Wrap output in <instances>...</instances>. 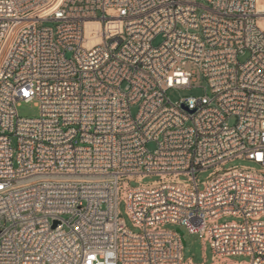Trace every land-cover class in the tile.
I'll return each instance as SVG.
<instances>
[{"label": "built area", "instance_id": "1", "mask_svg": "<svg viewBox=\"0 0 264 264\" xmlns=\"http://www.w3.org/2000/svg\"><path fill=\"white\" fill-rule=\"evenodd\" d=\"M263 218L264 0H0V264H264Z\"/></svg>", "mask_w": 264, "mask_h": 264}, {"label": "rangeland", "instance_id": "2", "mask_svg": "<svg viewBox=\"0 0 264 264\" xmlns=\"http://www.w3.org/2000/svg\"><path fill=\"white\" fill-rule=\"evenodd\" d=\"M199 4H202L205 6L204 3L201 1L198 2ZM201 11H198V15H200ZM100 14H98V17ZM44 27H49V28H54L55 23L51 22H46L43 24ZM161 43V37H157L152 45L157 46ZM248 55L245 54L244 56H240L238 60L240 62H244L247 59ZM185 70L188 72L192 73V83L191 87L192 88H172L169 89L166 92V97L171 103H175L179 101L182 98H188V97H200L204 95V89H206V93L209 94V90L207 87L206 80L201 76L199 73L198 69L195 66L192 65H186ZM139 109V104L131 106L130 111L131 115L135 117L138 113ZM18 115L21 118H34L38 116V109L35 106L34 103H27V104H21L18 109H17ZM226 124L229 127H233L236 124V118L231 117L226 120ZM15 143L12 141V146H14ZM148 150L152 151L154 150V145L149 144L147 146ZM241 166H247L251 167L252 164H250L247 161H241V160H235L233 162L227 163L226 165L223 166L224 170H227L229 168L233 167H241ZM213 171V169H209L205 172H200L197 174V181L200 183L199 188L202 189L203 186L201 185L202 182H204L209 174ZM157 180L155 177H147L144 178L141 183L146 185L150 184ZM183 180V178H181ZM139 184L136 181H132L129 183V186L131 188L137 187ZM118 210L120 213L121 219L124 221V224L128 230H130L133 233H138V229L134 228L126 214V209H125V204L123 202H120L118 206ZM264 219V218H263ZM231 221H239L233 217H225L223 218L220 223H226V222H231ZM165 229L168 230H180L183 235V240H184V247L182 250V259L186 263L190 261L192 264H212V252L208 246L205 247V251H203V246L201 244V241L197 236L189 235L187 231L183 228H179L177 226H171V225H166ZM249 261V258L246 256H231L229 257V262L231 263H241V262H247Z\"/></svg>", "mask_w": 264, "mask_h": 264}, {"label": "water", "instance_id": "3", "mask_svg": "<svg viewBox=\"0 0 264 264\" xmlns=\"http://www.w3.org/2000/svg\"><path fill=\"white\" fill-rule=\"evenodd\" d=\"M55 226H56V223L54 224L53 227H55ZM177 232H178L180 235H182V232H181L180 230H177Z\"/></svg>", "mask_w": 264, "mask_h": 264}]
</instances>
